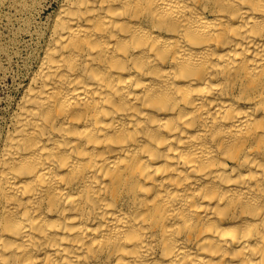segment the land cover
I'll list each match as a JSON object with an SVG mask.
<instances>
[{"label":"bare ground","instance_id":"obj_1","mask_svg":"<svg viewBox=\"0 0 264 264\" xmlns=\"http://www.w3.org/2000/svg\"><path fill=\"white\" fill-rule=\"evenodd\" d=\"M31 59L0 264H264V0H59Z\"/></svg>","mask_w":264,"mask_h":264},{"label":"rangeland","instance_id":"obj_2","mask_svg":"<svg viewBox=\"0 0 264 264\" xmlns=\"http://www.w3.org/2000/svg\"><path fill=\"white\" fill-rule=\"evenodd\" d=\"M58 5L59 0H0V139L29 81L37 31L45 30Z\"/></svg>","mask_w":264,"mask_h":264}]
</instances>
